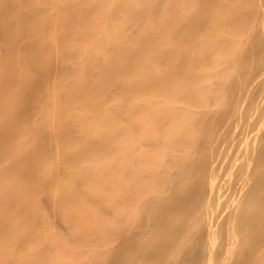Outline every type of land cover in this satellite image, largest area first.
<instances>
[{
  "label": "bare ground",
  "instance_id": "1",
  "mask_svg": "<svg viewBox=\"0 0 264 264\" xmlns=\"http://www.w3.org/2000/svg\"><path fill=\"white\" fill-rule=\"evenodd\" d=\"M0 264H264V0H0Z\"/></svg>",
  "mask_w": 264,
  "mask_h": 264
}]
</instances>
